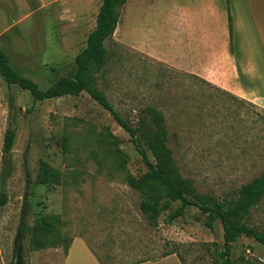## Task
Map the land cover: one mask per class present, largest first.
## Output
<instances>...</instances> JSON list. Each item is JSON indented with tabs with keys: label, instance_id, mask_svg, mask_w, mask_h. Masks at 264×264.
I'll list each match as a JSON object with an SVG mask.
<instances>
[{
	"label": "rangeland",
	"instance_id": "obj_1",
	"mask_svg": "<svg viewBox=\"0 0 264 264\" xmlns=\"http://www.w3.org/2000/svg\"><path fill=\"white\" fill-rule=\"evenodd\" d=\"M101 2L0 0V48L10 66L41 89L73 77L74 58L86 46ZM174 3L138 0L121 8L122 32L105 42L108 61L98 86L132 126L147 108L162 114L167 144L181 177L190 183L192 200L231 197L264 170V109L126 43L152 40ZM240 84L250 88L242 76ZM8 131L15 138L5 156ZM41 162L57 174L58 183L36 181ZM146 172L129 134L86 93L34 101L0 76V191L8 199L0 209V264H62L69 240L90 242L94 235L111 239L101 245L117 247V264L157 259L172 250L184 264H216L223 249L221 225L208 229L197 208L169 222L179 205L173 203L160 212L155 227L148 224L139 193L127 183ZM38 221L51 222L53 233L43 240L46 248L34 250L32 228ZM246 223L264 235V197ZM106 228L116 232V241ZM254 244L249 243L255 251L248 245L232 254L234 264H264V247Z\"/></svg>",
	"mask_w": 264,
	"mask_h": 264
},
{
	"label": "trees",
	"instance_id": "obj_2",
	"mask_svg": "<svg viewBox=\"0 0 264 264\" xmlns=\"http://www.w3.org/2000/svg\"><path fill=\"white\" fill-rule=\"evenodd\" d=\"M126 0H102L99 7L95 27L89 33L86 46L74 58L75 72L73 77H61L46 89H41L35 82L19 75L9 64L7 54L0 48V76L8 86H17L28 91L34 101H46L64 94L77 95L86 93L104 110L108 111L116 123L129 134L131 141L138 149L147 172L136 179L128 178V185L139 193L141 212L152 227L157 225V219L162 210L173 203L174 208L168 221L173 222L182 217L186 209L197 208L205 215V226L212 230L219 222L222 228V250L218 253L216 264H233L231 260L232 244L240 237L246 236L264 247V235L246 223L251 209L264 197V170L261 174L242 185L234 196L212 198L206 202L192 200L189 196L190 183L179 173L171 149L167 144L168 134L164 126L162 114L153 108H147V114L138 115L133 126L126 122L108 101L98 82L104 78L108 61L106 41H111L118 23L120 10ZM231 29V18H228ZM201 80V79H200ZM205 82V80H201ZM207 83V82H205ZM218 89V88H217ZM15 138L13 131L4 135L2 152L9 156ZM150 153L153 161L148 158ZM36 181L40 184L58 183L57 174L45 163L41 162ZM7 196L0 191V209L7 204ZM53 233L52 224L48 221H38L32 228V248L44 249V238ZM71 243L65 249V252ZM176 254L180 261L182 257L176 250L166 255Z\"/></svg>",
	"mask_w": 264,
	"mask_h": 264
},
{
	"label": "crops",
	"instance_id": "obj_3",
	"mask_svg": "<svg viewBox=\"0 0 264 264\" xmlns=\"http://www.w3.org/2000/svg\"><path fill=\"white\" fill-rule=\"evenodd\" d=\"M136 1L126 0L125 4L131 5ZM119 21L114 35L117 31L122 32ZM152 37L143 44L129 39H126V43L147 57L234 95L249 98L264 109V0H175L167 10L161 32H152ZM241 76L249 89L241 86ZM105 227L108 226L105 224ZM102 230L100 228L99 231ZM105 230L117 240L113 229ZM102 239L95 235L90 242L83 237L73 238L63 256V263L105 264L106 261L117 264L118 258H121L117 247L111 242L108 246H102V242L109 243L111 240ZM239 239L232 244L231 257L241 247L247 248L250 242L257 245L254 240ZM249 246L256 250L254 246ZM73 251L81 255H75ZM101 256L106 260L100 259ZM135 264L184 262L176 254H170Z\"/></svg>",
	"mask_w": 264,
	"mask_h": 264
}]
</instances>
